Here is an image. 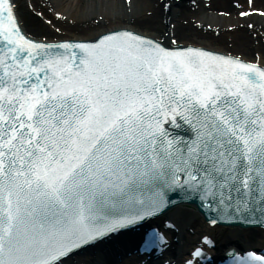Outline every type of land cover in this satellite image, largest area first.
I'll list each match as a JSON object with an SVG mask.
<instances>
[{"label":"snow or ice","instance_id":"obj_1","mask_svg":"<svg viewBox=\"0 0 264 264\" xmlns=\"http://www.w3.org/2000/svg\"><path fill=\"white\" fill-rule=\"evenodd\" d=\"M232 8L251 31L264 18L255 0ZM179 15L177 0H0V264H70L157 216L144 247L162 264H211L217 227L264 230V50L182 42ZM191 211L209 230L167 254Z\"/></svg>","mask_w":264,"mask_h":264},{"label":"bare ground","instance_id":"obj_2","mask_svg":"<svg viewBox=\"0 0 264 264\" xmlns=\"http://www.w3.org/2000/svg\"><path fill=\"white\" fill-rule=\"evenodd\" d=\"M43 1V0H42ZM65 3L71 2V0H64ZM180 5V15L172 22H175L176 26L180 21L183 19L186 20L187 24L186 27L187 30H180V28L177 30V35H179L182 40L188 41L192 37L194 41H197V43H202L207 46H212L216 42L220 41L222 44H224L228 35L231 37V42L237 50L240 52H243L246 55H253L254 52H258L261 50H264V42L261 41V39L258 37L261 34H264V19L260 16L253 15L249 18L250 22H254L255 25V31L249 32V30L244 28H237L236 30H228L226 31L225 28L228 27L229 23H238L242 22V20H238L236 16L235 9L232 8V4L229 3V0H212V8L208 9L205 8L202 4H197L198 7H190L186 5V1L179 2ZM264 8V0H255V7ZM218 7V8H217ZM257 7V8H258ZM193 8V11L191 9ZM195 8V9H194ZM217 8V9H216ZM217 10H223L225 12L231 10V15L226 16L221 15V11ZM224 12V13H225ZM71 18V17H70ZM160 18L159 14H156L150 18H147V22L150 25L155 20H158ZM195 20H194V19ZM197 20L202 21H208L211 23L212 27L219 28L220 29V35L218 37H215L212 32L209 31H203L201 29L197 30V28L192 26V22ZM164 27V24L163 26ZM189 29H192L188 31ZM77 34L80 31L79 24L75 27L74 30ZM185 31L189 32L188 37H184V35H187ZM72 35H77L74 32H72ZM254 34V35H252ZM255 38H254V37ZM189 38V39H188ZM254 41H257L256 44H254ZM189 42V41H188ZM220 49V48H219ZM229 51V49H227ZM169 215L171 213H168ZM203 218L198 215L195 211H191L184 214V220L182 223L181 232L178 234L179 238L177 239L178 242H174L171 239L172 247L168 250L167 254H183L192 243L196 241V237L199 236V233L202 231L209 230L204 225ZM157 220H151V222L157 223ZM150 223V222H148ZM189 227H193L194 232L190 235H187V232L185 229H188ZM214 230L221 231L223 230L222 227H218L216 229L211 230L213 236H216L214 233ZM219 237V236H218ZM217 238V236H216ZM100 243L94 244L96 253L91 254L89 250H86L83 252V254L75 255L74 258H72V262L78 261L83 262V264H107L106 259L101 258V254L98 253L97 248ZM121 246L123 244L119 243ZM252 244L259 247H264V231L262 230H254V228H247V229H235V228H229L227 233L223 235L222 238L216 241L215 247L211 250L212 255L216 258L220 256L226 249H229V247H234L237 249V247L241 245H247ZM249 247V246H248ZM247 247V248H248ZM117 248H120L118 246ZM87 252V253H86ZM122 254V253H118ZM144 256L138 257L136 254H132V256H125L120 257V261L116 259L115 256H112V259L110 260V264H135L137 260H142ZM162 260L161 258H154L152 261H147V264H159ZM70 263V264H71Z\"/></svg>","mask_w":264,"mask_h":264},{"label":"rangeland","instance_id":"obj_3","mask_svg":"<svg viewBox=\"0 0 264 264\" xmlns=\"http://www.w3.org/2000/svg\"><path fill=\"white\" fill-rule=\"evenodd\" d=\"M185 21L186 20H184V21H182V22H179V25L181 26V24H182V26H183V24H185L186 25V23H185ZM160 27V26H159ZM179 29V28H178ZM184 29V28H183ZM45 31H46V29H45ZM223 42H226V40L225 41H223ZM220 44L223 46L224 45V47H225V49L226 48H228L229 46H227L225 43L224 44H222V42H220ZM232 51H238L237 50V48L235 47V45L233 46V47H229ZM250 58H251V55H248ZM228 231V229H223V230H219V231H216L215 230V235L217 236L218 235V233L220 234V236L218 237L217 236V239L219 240L220 238H222L223 237V235H225L226 234V232ZM189 234V233H188ZM191 234V233H190ZM216 236H214L215 238H216Z\"/></svg>","mask_w":264,"mask_h":264}]
</instances>
